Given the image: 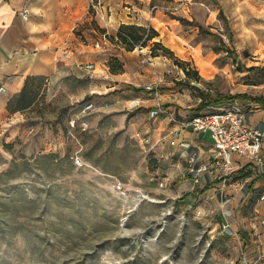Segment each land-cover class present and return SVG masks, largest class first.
I'll return each instance as SVG.
<instances>
[{"label": "crops", "instance_id": "1", "mask_svg": "<svg viewBox=\"0 0 264 264\" xmlns=\"http://www.w3.org/2000/svg\"><path fill=\"white\" fill-rule=\"evenodd\" d=\"M154 1L103 0V21L91 12L88 0H0V136L9 138L19 132L23 114L30 111V107L8 111L7 100L21 90L27 76H41L47 101L62 96L78 109L80 102L90 100L89 119L96 118L99 128L123 129L138 143L151 160L152 174L160 185L171 184L172 195L193 205V219L204 225L212 252L226 248L230 261L264 264V223L253 221L254 210L255 217L264 220V200L253 207L249 204L252 197L264 193V173H243L251 160L237 154L232 155L231 172L217 165L210 132L183 123L195 113L231 101L241 108L244 123L264 130V104L240 96L198 109L204 96L192 89L264 97V79L252 78L264 70L229 62L227 51L219 47L204 48L199 26L213 25V9L207 1L202 2L210 12L203 5L191 4L178 12L181 18L159 9L151 12L149 5ZM23 8L29 11L27 17L22 16ZM120 24L150 26L156 35L146 45L125 49L115 40ZM232 26L236 47L251 37L240 22ZM104 31L113 40L95 46ZM153 41L173 51L178 60L189 62L200 78L177 85L184 78L182 68L175 72L176 64L170 58L151 55ZM199 57L206 65L203 73ZM112 58L120 62L121 69L110 70ZM88 62L93 64L91 69L84 67ZM166 71L177 76L165 78ZM148 83L153 86L151 91L143 87ZM250 86L258 93L249 92ZM135 98L140 103L130 108ZM150 109L157 114L150 116ZM56 147L50 143L44 151L57 153ZM224 222H229L227 228H222Z\"/></svg>", "mask_w": 264, "mask_h": 264}, {"label": "rangeland", "instance_id": "2", "mask_svg": "<svg viewBox=\"0 0 264 264\" xmlns=\"http://www.w3.org/2000/svg\"><path fill=\"white\" fill-rule=\"evenodd\" d=\"M197 1L213 9V25L199 26L204 48L219 47L229 62L264 70V0ZM236 22L251 32L237 47ZM198 64L206 67L200 57ZM173 68L180 72L179 65ZM174 71L164 77L177 76ZM258 77L264 79V71L252 78ZM39 91L19 132L0 136V264H246L230 261L226 248L211 251L204 225L193 219V205L172 195L171 184L160 185L149 157L123 129L99 128L90 113L88 126L74 132L79 148L67 134L76 105L62 96L47 101ZM50 143L57 144V161L44 156ZM76 149L79 166L70 160ZM115 182L123 184L125 195L115 191ZM260 200L252 197L249 204Z\"/></svg>", "mask_w": 264, "mask_h": 264}, {"label": "built area", "instance_id": "3", "mask_svg": "<svg viewBox=\"0 0 264 264\" xmlns=\"http://www.w3.org/2000/svg\"><path fill=\"white\" fill-rule=\"evenodd\" d=\"M88 2L91 12L99 19L105 21L106 16L103 0H88ZM192 3L203 5L201 1L171 0L162 3L152 2L149 5V10L153 12L154 10L159 9L168 14H176L185 6H189ZM28 15V9L23 8L22 16L27 17ZM107 35L108 33L106 31L102 32L100 40L94 43L95 46L106 42L108 40ZM115 40H117V37H115ZM136 46L140 45L136 44ZM84 67L86 69H91L93 64L88 62L85 63ZM143 87L147 91L153 89L151 83L145 84ZM139 103L140 100L135 98L129 102V107H135ZM92 109L93 103L90 100H85L78 104L76 114H73L68 118L67 134L74 140L79 148L81 147V142L74 132L76 128L85 129L88 126L86 116L92 111ZM156 114V109L149 110L150 116H155ZM183 123L185 126H190L197 131L210 132L214 158L217 160V165L223 166L226 170L231 172V158L233 154H237L246 156L251 160V163L242 168L243 173H264V155L261 154L262 146H264V130L244 123L242 110L238 105L231 103V101L228 104L222 103L210 110L195 113L187 117ZM141 140L145 141V138L141 137ZM70 160L74 165H82L83 162L79 154V149L74 150L70 154ZM202 169H205V167ZM114 189L119 194H126V189L121 182H115ZM141 197H144L143 194ZM258 197L259 199H264V193H259ZM254 211V223H264V220H258L255 217L257 214L256 210ZM228 226L229 222H224L222 228H227Z\"/></svg>", "mask_w": 264, "mask_h": 264}, {"label": "trees", "instance_id": "4", "mask_svg": "<svg viewBox=\"0 0 264 264\" xmlns=\"http://www.w3.org/2000/svg\"><path fill=\"white\" fill-rule=\"evenodd\" d=\"M220 15L222 16L221 11H220ZM222 19L223 21H225L224 16H222ZM155 35L156 32L152 27L150 26L146 27L136 24H120L116 32L117 40L125 47V49H132L136 46V44L146 45L147 41L152 37H154ZM110 38L113 40V36L110 35ZM150 54L151 55L163 54L169 56L173 58L174 62L182 68L185 77L181 80H178L176 82L177 85L180 84L187 85V83L190 81L191 76H193V79L195 80H198L200 78L198 76L197 70H195L194 68L190 69L189 66H187L189 65V62L178 60L174 56L173 51L163 46L159 41L152 42L150 47ZM111 60H114L113 64H111ZM109 65L111 71H117L121 69V64L116 58L109 59ZM42 85H43V78L41 76H27L24 80V84L21 90L7 100L6 109L12 112L16 110H24L26 108L31 107L37 100V97L40 93L39 90L40 89L43 90ZM192 89L196 90L198 93L204 96V100L198 109H201L209 105H216L218 102L224 100L230 101L240 96H243L251 100L252 102H258L264 104V97L260 95L252 96L246 93H235V94H223L220 92L211 93L208 91L200 90L195 86H192ZM44 156L50 159L51 161H57L56 153L48 152L44 154ZM150 164H151V160H150Z\"/></svg>", "mask_w": 264, "mask_h": 264}, {"label": "bare ground", "instance_id": "5", "mask_svg": "<svg viewBox=\"0 0 264 264\" xmlns=\"http://www.w3.org/2000/svg\"><path fill=\"white\" fill-rule=\"evenodd\" d=\"M201 71H202V73H203L204 71H207L206 67L202 66Z\"/></svg>", "mask_w": 264, "mask_h": 264}, {"label": "water", "instance_id": "6", "mask_svg": "<svg viewBox=\"0 0 264 264\" xmlns=\"http://www.w3.org/2000/svg\"><path fill=\"white\" fill-rule=\"evenodd\" d=\"M244 53H246V51H244ZM0 90H1V91H3V89H2V88H0Z\"/></svg>", "mask_w": 264, "mask_h": 264}]
</instances>
